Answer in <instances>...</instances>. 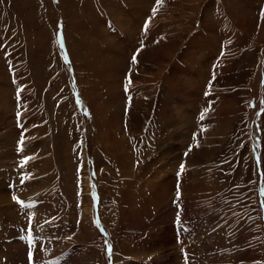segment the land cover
Returning a JSON list of instances; mask_svg holds the SVG:
<instances>
[{"label": "rangeland", "instance_id": "374dc122", "mask_svg": "<svg viewBox=\"0 0 264 264\" xmlns=\"http://www.w3.org/2000/svg\"><path fill=\"white\" fill-rule=\"evenodd\" d=\"M262 12L0 0V264H264Z\"/></svg>", "mask_w": 264, "mask_h": 264}, {"label": "snow or ice", "instance_id": "6c2138e0", "mask_svg": "<svg viewBox=\"0 0 264 264\" xmlns=\"http://www.w3.org/2000/svg\"><path fill=\"white\" fill-rule=\"evenodd\" d=\"M157 3H159V0H157ZM262 16H264V12H262V14H261ZM147 24H148V21H146V24H145V28H147ZM132 62L133 63H136L137 61H136V55L134 54V56H133V60H132ZM130 82V81H129ZM126 88H127V85H126ZM17 95L19 96V92L17 93ZM19 115H20V113H19V111H18V117H19ZM201 119H203V116H201ZM19 144L21 145V148H20V150H22V145H23V137L21 138V141L19 142ZM28 161H27V159H25L24 161H23V163H22V166H23V164H26ZM79 170L80 169H78V172H79ZM181 171H183V165H181ZM95 174L93 173V176H94ZM78 195H80L79 193H78ZM13 200L18 204V205H20L22 208H24V207H30V205H25V203H24V201H22V200H20V199H18L17 197H16V195L15 194H13ZM179 199H180V193H179V189L177 190V201H179ZM179 209H178V213H179ZM29 223H31V221L29 220ZM30 231L31 230H33V229H29ZM108 252H109V254L111 253V246L109 245V247H108ZM29 261L31 262L32 261V252H31V250L29 251ZM185 261H186V264H187V255H185Z\"/></svg>", "mask_w": 264, "mask_h": 264}, {"label": "bare ground", "instance_id": "6f19581e", "mask_svg": "<svg viewBox=\"0 0 264 264\" xmlns=\"http://www.w3.org/2000/svg\"><path fill=\"white\" fill-rule=\"evenodd\" d=\"M85 169V170H84ZM82 170L86 171V159L84 156H82ZM82 183H83V187L85 189V193H87L89 195V192H88V187L90 186V183H91V180H90V177H88V174H84V177L82 178ZM90 196H87L88 200L89 201V198ZM9 202V198H8V194L5 192L2 194H0V205H2L3 203L5 204H8ZM25 203V202H24ZM26 205V203H25ZM27 208V207H26ZM88 210L89 209H84V212H83V216H89V213H88ZM90 224L93 226L95 225L94 222H90ZM86 229V228H85ZM19 244H21L19 241H18Z\"/></svg>", "mask_w": 264, "mask_h": 264}, {"label": "crops", "instance_id": "0c3cea01", "mask_svg": "<svg viewBox=\"0 0 264 264\" xmlns=\"http://www.w3.org/2000/svg\"><path fill=\"white\" fill-rule=\"evenodd\" d=\"M15 246L17 245V247H19L20 246V244L18 243V242H15V243H13ZM13 247V246H12ZM20 248V247H19Z\"/></svg>", "mask_w": 264, "mask_h": 264}]
</instances>
